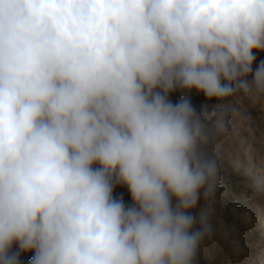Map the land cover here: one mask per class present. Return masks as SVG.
Segmentation results:
<instances>
[{
    "label": "clouds",
    "instance_id": "clouds-1",
    "mask_svg": "<svg viewBox=\"0 0 264 264\" xmlns=\"http://www.w3.org/2000/svg\"><path fill=\"white\" fill-rule=\"evenodd\" d=\"M254 52L264 0H0V264H199Z\"/></svg>",
    "mask_w": 264,
    "mask_h": 264
},
{
    "label": "rangeland",
    "instance_id": "rangeland-1",
    "mask_svg": "<svg viewBox=\"0 0 264 264\" xmlns=\"http://www.w3.org/2000/svg\"><path fill=\"white\" fill-rule=\"evenodd\" d=\"M254 55L253 70L264 61V52ZM231 103L240 116L219 145L222 185L211 218L214 231L201 246L199 264H264V197L253 195L255 181L264 178V101L237 96ZM192 105L198 113L210 114L217 101L203 96ZM113 195L131 203L124 187L117 186ZM243 212L249 214L247 221ZM33 255L21 253L20 264H29Z\"/></svg>",
    "mask_w": 264,
    "mask_h": 264
},
{
    "label": "built area",
    "instance_id": "built-area-1",
    "mask_svg": "<svg viewBox=\"0 0 264 264\" xmlns=\"http://www.w3.org/2000/svg\"><path fill=\"white\" fill-rule=\"evenodd\" d=\"M180 96H181V93L179 91L173 92L170 94V100L175 104L179 102ZM203 96L204 95L202 93L198 94L195 90H193L189 94V99H190L191 104L194 102H198L200 99H202ZM213 101H216V100L213 99Z\"/></svg>",
    "mask_w": 264,
    "mask_h": 264
}]
</instances>
